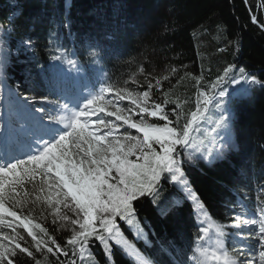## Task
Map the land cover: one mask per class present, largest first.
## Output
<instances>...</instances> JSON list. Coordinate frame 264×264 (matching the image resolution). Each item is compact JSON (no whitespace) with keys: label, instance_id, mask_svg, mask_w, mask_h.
<instances>
[{"label":"snow or ice","instance_id":"snow-or-ice-1","mask_svg":"<svg viewBox=\"0 0 264 264\" xmlns=\"http://www.w3.org/2000/svg\"><path fill=\"white\" fill-rule=\"evenodd\" d=\"M11 7L8 27L0 23V72L7 70L13 55L18 59L32 53L34 59L30 38L11 39L22 12L16 0ZM259 7L264 8V0ZM248 12L264 31L251 7ZM88 47V55L98 63V44ZM52 52L51 60L59 64L49 67L66 64L77 72L71 79L79 84L50 81L48 94L39 95L20 94L19 84L15 91L9 88L16 103L0 123V229L10 232L0 231V264H42L36 253L45 261L50 254L55 264H95L93 246L102 249L105 264H116L114 248L131 264H264V181L252 207L245 194L237 193L231 198L228 222L218 224L188 177V169L201 162L215 165L241 150L243 133L237 130L232 100L247 95L248 86L264 88V80L235 64L223 67L203 88V74L193 76L196 102L194 110L186 111L188 100L173 98L171 89L160 93L168 76L155 79V84L148 81L145 91L116 86L99 76L85 83L79 61L70 58L75 52L62 45ZM37 68L38 75L48 71L44 65ZM154 88L160 99L153 98ZM168 105L175 107L166 111ZM165 183L177 191L165 196ZM145 201L161 224L176 219L186 204L193 206L197 231L191 255L178 244L179 233L159 235L146 227L136 207ZM49 215L57 226L54 231L67 230L63 242L44 226ZM125 226L135 241H143L145 251L127 238ZM226 241H231V251Z\"/></svg>","mask_w":264,"mask_h":264},{"label":"trees","instance_id":"trees-1","mask_svg":"<svg viewBox=\"0 0 264 264\" xmlns=\"http://www.w3.org/2000/svg\"><path fill=\"white\" fill-rule=\"evenodd\" d=\"M16 2L22 12L15 19L16 29L11 39L19 41L30 38L34 59L32 53L22 54L18 59L13 55L9 67L0 72V76L13 91L19 84V92L24 95L48 94L50 81L63 79L69 86L79 84L78 80L71 79L77 76V72L69 70L66 64L49 67L59 64L51 60V55L52 49L60 45L69 53H76L75 57L70 58L79 61V76L85 77V83L94 82L99 76L116 86L131 89L135 86L145 91L148 81L155 84V79L168 76V80H162L160 93L171 89L173 98L188 100L186 111L194 110L195 107L197 86L193 76L203 74V88L223 67L235 64L237 68L244 67L247 74L264 80V31L251 22L248 12V7H251L258 20L264 23V8L259 7L261 0H248L247 5L244 0ZM12 3L13 0H0V23L4 28L8 27L6 18H11ZM65 23L68 27L64 26ZM2 35L3 31L0 30ZM89 44L99 46L97 50L101 58L98 63L93 62L96 58L88 55ZM37 64L44 65L48 71L38 75ZM173 68L176 69L175 73L172 72ZM65 73L70 75L65 76ZM132 79L137 83L132 84ZM125 81L129 83L125 85ZM248 87L250 91L247 95L237 94L232 100L238 121L237 130L243 133L239 139L241 150L233 151L226 160L215 165L201 162L198 167L188 169L194 190L206 203L212 220L218 224L228 222L232 197L244 191L256 193L264 181V88L259 85ZM153 98H161L155 88ZM174 107L168 105L166 111ZM2 121L0 108V123ZM164 190L165 196L177 191L170 183L164 184ZM260 195L264 197V193ZM136 207L147 228L159 235L179 233L178 244L185 246L188 255H191L197 231L191 204H186L182 213L166 224L157 220V213L151 203H137ZM36 215L39 216V212ZM42 222L58 241L63 242L64 234L54 231L57 226L52 225L51 218ZM18 230L26 236L22 229ZM124 230L127 238L136 243L141 251H145L143 241H135L126 226ZM91 251L95 264H105L106 258L101 248L93 246ZM36 256L42 264H55V258L50 254L47 261L40 253H36ZM114 258L116 264H131L115 248ZM29 264L34 262L29 261ZM85 264L91 262L86 261Z\"/></svg>","mask_w":264,"mask_h":264},{"label":"rangeland","instance_id":"rangeland-1","mask_svg":"<svg viewBox=\"0 0 264 264\" xmlns=\"http://www.w3.org/2000/svg\"><path fill=\"white\" fill-rule=\"evenodd\" d=\"M133 90L135 91H140V89L136 88L135 86L133 87ZM20 94H22L20 92ZM24 95V94H22ZM16 101H15V97H8V93H6V91H4L3 87L0 86V108H2V117H3V120L4 119H7L8 116H9V109L13 108L14 105H15ZM121 105L124 106V107H127L128 106V102L127 101H122L121 102ZM134 131V130H133ZM243 194H245L247 197H248V200H246V204L249 206V207H252L254 205V202H255V193H252L251 192H246L244 191ZM47 214V210H45V215ZM48 218H51V216L49 215ZM0 231H4V232H10L9 229L7 228H3V229H0ZM237 231V230H235ZM58 234H61L63 235L64 234V237L62 236V238H66L67 236V230H59L57 231ZM242 243H248L249 241L248 240H244V241H241ZM229 251H231V248H232V243L231 241H226V245H225ZM190 264H191V261H190Z\"/></svg>","mask_w":264,"mask_h":264}]
</instances>
